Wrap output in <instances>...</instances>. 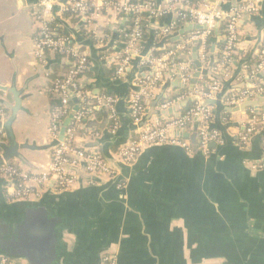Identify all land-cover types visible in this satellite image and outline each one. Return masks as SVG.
Listing matches in <instances>:
<instances>
[{
	"label": "crops",
	"instance_id": "0c3cea01",
	"mask_svg": "<svg viewBox=\"0 0 264 264\" xmlns=\"http://www.w3.org/2000/svg\"><path fill=\"white\" fill-rule=\"evenodd\" d=\"M39 1L0 0V48L14 69L11 77L0 84L13 83L21 98L12 131L22 147L19 151L22 160L10 162L34 171L47 167L55 144L48 132L52 112L46 93L49 75L64 73L62 60L55 53L44 55L41 62L33 55L38 26L32 12ZM230 1H236L237 5L253 2L258 11L244 14L239 21L240 43L227 69L217 68L224 34L220 25L209 40L207 65L213 62L212 72L223 73L216 80L221 90L214 94L209 106L213 114L210 125L220 132L223 144L214 146L215 152L208 157L194 151L187 154L176 146H152L129 166L121 164L116 153L136 129L129 103L136 91V80L152 70L134 61L122 77L113 74L112 56L120 48L128 19L104 11L90 21L95 36L88 34V38H83L70 20L57 13L52 16L57 27L65 29L88 55L90 66L81 78L82 87L92 97L107 94L116 98L117 130L111 132L109 113L99 112L89 119L88 132L76 134V143L99 152L116 167L117 175L96 178L78 172L79 182L74 188L66 191L48 188L35 203L8 202L5 183L0 178V257L8 258L12 264H100L104 254L114 255L117 264H264V170L251 168V164L264 159V127L255 132L246 146L238 145L239 134L251 112H257L263 100L256 97L252 101L258 99L257 103L241 110L238 106L242 104L226 103L231 94L251 85H264V69L253 80L248 78L264 40V0ZM14 18L24 23L25 33L20 32L23 23L16 24L18 29L10 25ZM172 19L168 15L157 25L149 26L143 54L153 49L159 52L169 44L168 39L178 36L183 25L162 39L155 37L156 29L169 26ZM23 46L34 60L19 70L23 57L19 50ZM192 51L193 47L185 55L190 56ZM245 66L249 69L245 70ZM175 77L166 76L154 96L144 100V124L157 118L154 112L163 103L171 99L180 101L188 94V84L171 85ZM214 81L205 76L196 85L205 87ZM0 100L14 104L11 94L0 95ZM196 130L193 124L186 132L191 145ZM7 145L4 138L0 144L2 154ZM39 220L45 228L37 229L39 238L32 249L26 245L28 228L38 226ZM14 246L18 250L11 249Z\"/></svg>",
	"mask_w": 264,
	"mask_h": 264
},
{
	"label": "built area",
	"instance_id": "2783aa9c",
	"mask_svg": "<svg viewBox=\"0 0 264 264\" xmlns=\"http://www.w3.org/2000/svg\"><path fill=\"white\" fill-rule=\"evenodd\" d=\"M228 0H216L210 3L207 0H162L158 4L154 0H40L35 6L32 16L38 26L37 38L34 42L33 55L38 60L44 61L46 51L56 53L67 64V70L61 78H57L52 87V92L58 98L60 105L50 114L49 135L57 141L60 124L68 116L72 106L71 99L75 98L78 110L71 124L66 128L65 139L53 149L50 162L40 171L29 170L21 165L6 162L0 163V178L5 183L4 193L8 202H36L48 188L56 191H66L74 188L79 182L78 172L91 177L114 178L117 169L108 162L99 152L86 150L76 143L78 132L85 134V122L92 118L94 111L106 108L113 122L111 132L114 133L118 126L115 111L116 98L107 94L92 97L89 91L81 85L82 76L88 71L90 63L88 55L82 46L73 42L72 36H60L53 29V15H67L78 21L74 24L80 37L95 36L91 29L90 21L94 16L101 15L104 11L123 15L128 19V27L122 33L121 44L118 51L113 53L114 75L122 77L134 61L143 68L152 70L151 74L136 80V91L130 96L131 119L136 129L129 141L119 147L116 153L118 161L125 165H132L137 157L152 146H176L187 154L193 153V148L187 139L173 134L174 131L187 132L188 128L197 126L196 139L198 153L208 157L215 152L211 147L223 144V138L216 129H210L213 114L209 106H204L205 100L212 99L214 94L220 92V85L213 83L202 87L195 85L186 97H194L193 106L179 112L176 117H157L148 124L142 122L145 114L144 100L150 99L159 90L164 78L171 79L176 76L180 83L186 85L194 72L189 62L177 59L180 54H187L191 47L197 43L198 60L202 67L206 66L209 58L210 37L215 24L224 25L223 46L217 68L227 69L237 52L240 43L238 24L244 14L253 15L258 9L253 2L245 1L240 5L230 8H220L219 3L227 4ZM168 15L173 16L169 26L156 29L155 37L162 39L176 30L178 26L186 23H195L204 26L202 31L190 32L180 42L167 44L159 53L154 49L148 54H143V42L150 26V19L159 21ZM88 27L90 30H88ZM249 67L245 66V70ZM264 69V40L260 44L257 61L254 69L249 70L248 78L253 80L256 73ZM175 80V79H174ZM260 98L263 100L257 112H251L244 131L239 134L238 145L246 146L255 132L264 126V85H251L248 88L227 96L228 105H240L247 99ZM178 102V101H176ZM168 100L160 106L167 109L176 103ZM9 117L8 109L0 104V144L5 138L3 124ZM259 125V126H258ZM95 136L98 133L94 134ZM2 153L0 151V159ZM253 170H264V159L251 164ZM118 186H121L118 185ZM0 264H12L6 257H0ZM100 264H117L116 257L104 254Z\"/></svg>",
	"mask_w": 264,
	"mask_h": 264
},
{
	"label": "water",
	"instance_id": "95a60500",
	"mask_svg": "<svg viewBox=\"0 0 264 264\" xmlns=\"http://www.w3.org/2000/svg\"><path fill=\"white\" fill-rule=\"evenodd\" d=\"M215 2V0H214ZM228 4L232 7H235L237 5L236 1H230L228 2ZM220 8H225L226 4H222L219 3L218 4ZM150 25H157L155 20L150 19L149 21ZM218 26V23L215 24V28ZM165 27V25H161L160 28ZM214 28V29H215ZM205 27L195 24V23H186L183 26H181L178 30V36H176L175 38H170L168 39V41L170 43H177L179 42L181 39V37L185 36L186 34H189L190 32H196V31H202L204 30ZM213 44H216V40L213 39L212 40ZM214 49V48H213ZM178 60L183 61V62H189L190 64H192V68L194 70L188 86H187V90L188 92H191L193 87L196 85L197 81L199 78H204L205 76H209L211 79L213 80H219L221 75L223 74L222 72L219 73H214L212 72V66H213V62H210L207 65L206 70H204L202 72V64L199 62L198 60V55H197V43L193 46V51L191 53L190 56H186L184 54H180L177 57ZM171 85H175V84H179L180 81L179 79H175L174 81L170 82ZM14 84L12 83L11 86H7V85H2L0 84V95L3 94H11L13 96V100H14V104H8L7 102H3V100H0V104L4 105L10 112L8 119L6 120V122L3 124V129L5 131V138L8 141V145L6 147H4L3 150V154H2V158L0 159V163L2 162V160L6 161V162H10L12 159H16V160H22V157L19 154V151L22 149L21 146L18 145V143L15 140L13 131H12V124L14 122V120L16 119V115L19 112L20 108H21V98H20V92L15 90V87L13 86ZM195 101L194 97H186L178 102H176L175 104H173L172 106L168 107L167 109H161V110H156L154 112V116L155 117H160V118H169V117H176L177 114L183 110L189 103H193ZM258 99H255V102L257 103ZM72 102V106L70 108L69 114L68 116L63 120V122L60 124V128H59V132H58V137H57V141H55V144L53 145V148L59 143V142H63L65 139V131L66 128L70 126L71 121L74 117V115L76 114L77 110H78V104H77V100L75 98L71 99ZM254 101H252L251 99H247L242 105L238 106L240 107V110L245 108L246 106H251L253 105V103H255ZM213 104V101L211 99L205 100L203 105L204 106H211ZM229 110H231V108H229ZM146 122V119L143 120V123ZM210 129H213V126L210 125L209 126ZM174 135L187 139V134L185 132H178V131H174L173 132ZM211 147H214V144H211ZM38 202V201H36ZM20 203H35V202H20ZM42 219V217H41ZM44 220V218H43ZM42 222L39 220V224L38 226L36 225H31L28 228V234H27V239L28 241L26 242V245L28 247H31L32 249L36 248V244L39 238V235H37V229H41V228H45V226H42ZM44 225V224H43ZM48 229H50V227H47ZM16 246H18L16 244ZM11 247L14 248V250H18L19 247Z\"/></svg>",
	"mask_w": 264,
	"mask_h": 264
},
{
	"label": "trees",
	"instance_id": "16d2710c",
	"mask_svg": "<svg viewBox=\"0 0 264 264\" xmlns=\"http://www.w3.org/2000/svg\"><path fill=\"white\" fill-rule=\"evenodd\" d=\"M191 2H195L196 0H190ZM229 1V0H228ZM229 4H228V2H227V4H226V6H228ZM65 19H67V18H69L67 15H64L63 16ZM77 21H78V19L77 18H74V17H72L71 18V20H70V22L72 23V24H76L77 23ZM54 24H53V29H54V32L57 34V35H60V36H70V34L65 30V29H63V28H58L57 27V22H53ZM221 26V28L223 29L224 28V25L223 24H221L220 25ZM50 53V51H46L45 52V54L44 55H48ZM159 53V52H158ZM56 54V53H55ZM56 58L57 59H61L62 57L60 56V55H58V54H56ZM61 67H62V71L65 73L66 72V70H67V64L65 63V62H62V64H61ZM58 72H55L54 74H50L49 75V85H48V88L46 89V93H47V95L49 96V98H50V100H51V111L52 110H54V109H56V108H58L59 107V105H60V102H59V100H58V98L56 97V95L52 92V87H53V83H54V81L57 79V78H61L62 76H63V74L62 75H59V74H57ZM113 74H114V69H113ZM193 104L194 103H189V105L187 106V108H189V107H191V106H193ZM187 108H184L183 110H181V112H183L185 109H187ZM103 111H106V112H108V110L106 109V108H100L99 110H96V111H94V113H93V115H95V114H98L99 112H103ZM260 112H261V110L259 111V113L257 112L256 114H258L257 116H260ZM88 121H89V119H88ZM88 121H86L85 122V131H88ZM113 126V122H112V120H110V127H112ZM259 126V125H258ZM262 127H264V126H262ZM94 129V128H93ZM192 148H193V151L194 152H198V144H197V139H195V141L192 143ZM0 151H1V149H0Z\"/></svg>",
	"mask_w": 264,
	"mask_h": 264
},
{
	"label": "rangeland",
	"instance_id": "374dc122",
	"mask_svg": "<svg viewBox=\"0 0 264 264\" xmlns=\"http://www.w3.org/2000/svg\"><path fill=\"white\" fill-rule=\"evenodd\" d=\"M207 1L210 2L209 0H207ZM17 23H23V22L21 20H19V18H14L11 20L10 25L12 27H15L16 29H18L16 26ZM20 32L21 33L26 32L25 27H24V23H23V28L20 29ZM7 46H9L8 41H7ZM19 53L23 55L22 60L20 62L21 65L19 66V70H20V69H23L24 66H26V64L29 61H33L34 59H33L32 55L28 57L29 52L25 46L20 48ZM13 70H14L13 64L11 62L7 61V56L5 55V52L3 50H1V48H0V82L3 79H8L9 77H11V75L14 73Z\"/></svg>",
	"mask_w": 264,
	"mask_h": 264
}]
</instances>
